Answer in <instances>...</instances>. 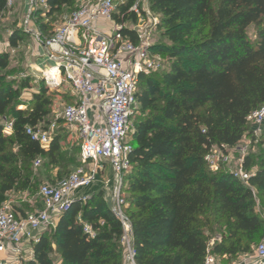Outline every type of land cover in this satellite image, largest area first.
I'll return each instance as SVG.
<instances>
[{
    "label": "trees",
    "instance_id": "obj_1",
    "mask_svg": "<svg viewBox=\"0 0 264 264\" xmlns=\"http://www.w3.org/2000/svg\"><path fill=\"white\" fill-rule=\"evenodd\" d=\"M135 1L118 3L117 23L136 18L129 12ZM7 2L0 0V13L6 11ZM149 4L160 16L163 39L153 51L166 58L169 68L143 74L139 83L132 167L123 187L135 260L204 264L210 249L222 263L231 264L240 255L253 253L264 235V159L253 171L254 159L245 158L243 168L250 178L244 182L222 164L214 170L206 156L238 146L249 115L264 105V0H149ZM73 5V0H49L43 11L51 18ZM49 24H39L46 38L54 32L47 35ZM252 25L254 38L248 32ZM123 33L136 40L130 28ZM22 34L24 30L11 35L12 47L19 45ZM9 67L10 54L0 53V70ZM3 80L0 75V118L13 122V128L6 133L0 124V205L9 201L10 192H39L41 177L56 184L82 165L79 138L76 146L65 149L60 119H50L47 90L34 93L29 106L22 108L26 102L20 87ZM20 86L26 89L29 83L23 80ZM71 98L67 104L75 102ZM52 123L56 128L46 147L26 132L28 126L48 129ZM77 146L78 159L76 152L72 154ZM13 207L19 216L29 214ZM86 225L94 237L85 231ZM217 233L221 240L210 246ZM124 234L104 192H95L86 201L75 200L57 224L43 232L33 256L22 264H59V260L126 264ZM54 246L59 254L55 261Z\"/></svg>",
    "mask_w": 264,
    "mask_h": 264
},
{
    "label": "built area",
    "instance_id": "obj_2",
    "mask_svg": "<svg viewBox=\"0 0 264 264\" xmlns=\"http://www.w3.org/2000/svg\"><path fill=\"white\" fill-rule=\"evenodd\" d=\"M15 1L8 0L6 10ZM48 1L25 0L28 16L24 32L43 49L40 59L44 65L41 73L45 85L60 89L66 84L75 98L74 103L65 105L61 117L80 140L82 165L56 184L40 186L43 206L35 213L22 217L15 212L10 201L0 205V255H10L12 259L2 260L0 257V264H22L31 258L34 245L46 229L56 225V217L68 211L75 200L86 201L90 197L77 194L93 185L106 164L113 175L106 198L124 227L123 240L128 249L126 264H137L132 227L124 213L123 187L125 176L132 167L130 154L134 149V117L140 109V78L160 67L161 55L153 51L155 43L149 37L151 29L140 32L135 27L130 28L136 32V40L123 33V29L129 27L116 22L115 14L120 12L115 0L83 2L52 36L46 38L40 30L32 29L30 23L31 15L47 9ZM140 11L136 0L129 12L141 17ZM146 12L152 14L149 7ZM121 17L124 18V14ZM159 23V17L153 18L155 28ZM107 25L111 26L110 31L105 30ZM248 121L260 127L264 123V105L252 112ZM12 128L13 122L6 123L5 132L10 133ZM55 128L56 123L48 129L28 126L26 132L46 147ZM206 160L214 170H219L220 164H228L230 156L215 150L207 154ZM39 164L40 160H37L35 166ZM88 164L92 165L90 170ZM230 173L244 182L250 178L243 165ZM85 231L95 236L88 225ZM204 264L224 263L209 249ZM237 264H264V235L254 252L244 254Z\"/></svg>",
    "mask_w": 264,
    "mask_h": 264
},
{
    "label": "rangeland",
    "instance_id": "obj_3",
    "mask_svg": "<svg viewBox=\"0 0 264 264\" xmlns=\"http://www.w3.org/2000/svg\"><path fill=\"white\" fill-rule=\"evenodd\" d=\"M74 5L72 8H64L63 12L60 14H56L53 17H48L44 13V9L41 12H35L31 15V23L30 27L35 30H39V24L41 21L49 22V29L47 31V35L50 34L51 31L56 28L62 26L68 16L72 13V11L80 6L83 2L87 0H73ZM122 0H115L116 4L120 3ZM139 5L141 7L140 15L133 17L130 16L125 24L129 28H136L138 31L143 32L151 29V34L149 35L152 42L157 43L162 41L161 38V30L157 27L155 28L152 24L153 18H157L160 16L156 15L153 11L152 14L148 15L146 12V8H150L149 0H138ZM27 12H26V3L25 0H16L14 5L7 9L6 11L0 13V53L7 52L10 54V67L8 70L1 71L0 75L4 77L5 82L10 83L14 81V87H20L21 98L26 105H22V108H27L28 103L32 100L34 93L41 91L43 88L47 90V97L52 101L50 106L51 115L50 119L52 122L60 119L58 122V127H61L63 130L61 131L63 135L62 144L65 149L73 148V146L78 144L77 136L75 134L74 129L68 125L66 122L64 123V119L61 117L63 109L67 103L72 101L73 95L69 90L68 86L65 84L60 89H51L48 88L42 80L41 68L44 66L42 60H40V56H42L43 49L42 47L33 39L30 34H22L21 39L18 42L19 45L17 47H12L10 45V37L15 31H21L25 28V23L27 20ZM154 16V17H153ZM144 29V30H143ZM147 29V30H146ZM107 30V28H106ZM256 27L252 25L249 28V34L254 38ZM161 55V65L154 72H163V70H167L168 62H166V58ZM158 74V76H160ZM23 80H27L29 83V87L23 89L20 86V82ZM74 98V97H73ZM2 118H0V124L6 125ZM7 133V132H6ZM76 152V154H74ZM78 146L74 148L72 154H74L77 159L79 158ZM71 154V155H72ZM225 155L230 156V161L228 164H222V168L231 170L240 169L241 165H244L245 158L250 155L254 159V169L260 165V163L264 159V123L259 127L254 123L249 122L247 132L240 142V144L234 148L229 149L224 152ZM77 163L76 166L78 165ZM72 167V168H74ZM92 167L91 164L87 165V169L90 170ZM58 169H55L52 173V176L56 175ZM37 170L36 173H38ZM113 175L111 177L110 174V166L106 164V169L101 173L99 181L95 182L88 188H85L80 195H91L94 192H109V187L106 185L108 182L112 183ZM41 183L39 184H50L47 181L46 177H41ZM102 181V183H101ZM256 194V192H255ZM258 197V194L256 195ZM9 201L15 205L16 207L23 208L28 211V213H35L37 210L42 208V202L40 193L38 191L28 192L24 190H16L9 193ZM258 209H262L260 205V199L257 200ZM221 234L217 233L214 235V238L210 241V246H213L216 241L221 240ZM211 248V247H210ZM55 251L53 252L54 261L59 257L58 250H56V246H54ZM255 247H253L254 252Z\"/></svg>",
    "mask_w": 264,
    "mask_h": 264
},
{
    "label": "crops",
    "instance_id": "obj_4",
    "mask_svg": "<svg viewBox=\"0 0 264 264\" xmlns=\"http://www.w3.org/2000/svg\"><path fill=\"white\" fill-rule=\"evenodd\" d=\"M106 28H107V30H106ZM105 30H106V31H110V30H111V26H110V25L105 26ZM40 60H41V59H40ZM42 61H43V60H42ZM105 169H106V168H105ZM110 174H111V177H112V171H111V170H110ZM100 176H101V174L98 175V177H97V179L95 180V182L99 181ZM95 182H94V183H95ZM94 183H93V184H94ZM101 183H102V181H101ZM106 185H108L107 187H109L110 182H108ZM83 190H84V189H82L81 191H79L77 195H80V193H82ZM94 193H95V192H94ZM92 194H93V193H92ZM104 195L107 197L109 194H108V192L106 191V192H104ZM59 217H60V216H57V217H56V224H57V222H58V220H59ZM28 248H29V247H28ZM28 248H27V249H28ZM242 256H243V255H240V256L238 257V259L235 260V261H232L231 264H237V263L240 261V259H241ZM0 257H1L2 260L6 259V258L9 259V261L12 260L10 255L6 257V255L1 254ZM59 264H62V261H61V260H59Z\"/></svg>",
    "mask_w": 264,
    "mask_h": 264
}]
</instances>
